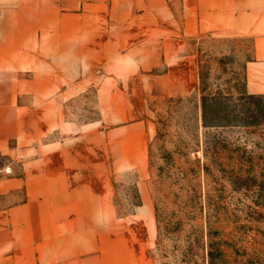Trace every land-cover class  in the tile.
I'll return each mask as SVG.
<instances>
[{
  "label": "crops",
  "instance_id": "1",
  "mask_svg": "<svg viewBox=\"0 0 264 264\" xmlns=\"http://www.w3.org/2000/svg\"><path fill=\"white\" fill-rule=\"evenodd\" d=\"M205 33L252 39L246 89L264 95V0H0V197L23 193L0 207V264H151L144 97L191 89ZM90 89L101 116L81 125L68 103ZM127 171L141 202L121 215Z\"/></svg>",
  "mask_w": 264,
  "mask_h": 264
},
{
  "label": "rangeland",
  "instance_id": "2",
  "mask_svg": "<svg viewBox=\"0 0 264 264\" xmlns=\"http://www.w3.org/2000/svg\"><path fill=\"white\" fill-rule=\"evenodd\" d=\"M195 79L186 94L145 95L146 183L157 236L151 264H264V95L248 93L253 41L205 33L187 41ZM162 70V68L160 69ZM160 70H157L159 72ZM78 124L96 122L94 89L68 103ZM9 159L0 155V166ZM17 172L21 162H14ZM139 175L115 174L118 213L140 201ZM0 197V207L22 198Z\"/></svg>",
  "mask_w": 264,
  "mask_h": 264
},
{
  "label": "trees",
  "instance_id": "3",
  "mask_svg": "<svg viewBox=\"0 0 264 264\" xmlns=\"http://www.w3.org/2000/svg\"><path fill=\"white\" fill-rule=\"evenodd\" d=\"M1 155V154H0ZM141 200L136 204V206H138L140 204Z\"/></svg>",
  "mask_w": 264,
  "mask_h": 264
}]
</instances>
